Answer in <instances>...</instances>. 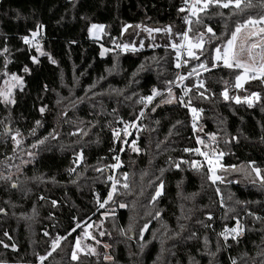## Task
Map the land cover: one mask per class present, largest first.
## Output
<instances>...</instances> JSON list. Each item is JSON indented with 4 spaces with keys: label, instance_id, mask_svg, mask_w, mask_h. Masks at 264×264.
<instances>
[{
    "label": "trees",
    "instance_id": "16d2710c",
    "mask_svg": "<svg viewBox=\"0 0 264 264\" xmlns=\"http://www.w3.org/2000/svg\"><path fill=\"white\" fill-rule=\"evenodd\" d=\"M183 2L0 0V50L8 49L7 53L0 51V86L8 78L5 72L23 77L22 87L13 91L15 103L0 100V174L11 176L10 180L0 179V208L4 209L0 212V261L36 264L45 256L40 264H229L232 257L237 264H259L262 257L257 253L264 249V186L228 183L233 178L213 183L203 164L200 169L188 163L179 168L173 165V161L200 162L198 153L183 151L199 147L210 153L213 149L223 152L222 165H250L253 161L264 169V79L248 80L244 85L242 95L262 91L252 106L224 100L221 93L233 85L239 70L221 63L212 68L208 63L209 51L218 42L224 43L223 37L230 36L241 20L231 14V8L213 5L189 25L193 41L206 33V25L215 32L211 42V33L204 35L203 54L195 50L210 69L204 72V97L192 79L185 83L192 105L202 109L196 139L202 138L204 144L196 143L188 113L179 103H160L167 94L146 110L144 126L130 135L129 141H137L139 152L132 151L129 144L118 151L123 140L113 139L114 130L120 132L138 116L141 96L154 87L163 90L167 81H174L175 53L168 46L177 43L184 30ZM252 3L249 15L264 14V0ZM197 18L201 23H196ZM93 23L105 26L100 43L108 51L102 57L99 43L88 38ZM38 25L42 27L32 38ZM167 26H171V38L163 31L151 42L146 40L143 49L121 51L116 47L135 44L143 36L140 27ZM26 35L33 39L32 45L24 44ZM35 43L48 55L37 52ZM32 56L37 57V63L32 62ZM185 60L183 72L198 68L195 59ZM25 66L29 73L23 71ZM45 105L42 114L39 109ZM17 133L19 145L12 139ZM208 134H215V142ZM44 137L48 139L43 144L33 147ZM81 150L84 159L73 163L74 153ZM117 155L122 162L116 173L119 194L114 196L115 203L99 209L96 197L106 196L112 173L109 167ZM70 168L75 172L70 173ZM122 173L128 174L127 189L122 187ZM158 177L164 182L163 192L152 201ZM13 182L17 187L11 186ZM121 203L126 206L119 207ZM209 213L212 220L207 219ZM233 217L240 220L244 232L226 249L218 232L233 224ZM89 222L94 240L84 234ZM145 224L148 228L141 237ZM101 231L106 235L101 236ZM57 236L66 239L53 250L51 241ZM77 237L81 250L73 260ZM105 244L110 247L106 249ZM105 255L113 260H105Z\"/></svg>",
    "mask_w": 264,
    "mask_h": 264
},
{
    "label": "snow or ice",
    "instance_id": "6c2138e0",
    "mask_svg": "<svg viewBox=\"0 0 264 264\" xmlns=\"http://www.w3.org/2000/svg\"><path fill=\"white\" fill-rule=\"evenodd\" d=\"M185 3H188V0H185ZM217 6L220 8H231L232 9V13L233 15L236 16H240L241 20H238L234 26V29L231 30V34L230 36H226L223 37V40L225 41L224 43H217L215 48L213 50L209 51V60L208 63L211 64L212 68L217 67V62H221L223 63V65L229 69H236L239 70V74L235 76V87L236 88H241L243 86V83L245 81L248 80H253V79H264V14L259 15L258 17H253L252 15H249L247 12V9L252 8L254 5L252 3V0H191V5L188 9V11L191 13V16H196L198 17V13L201 12H206L207 9H209L211 6ZM262 6H264V4H262ZM181 12L185 11L184 8L180 9ZM247 17V18H243V17ZM185 23L191 25L192 21L189 19V17H185ZM196 23H201V21L199 20V18H197ZM42 27L40 25L37 26V31H32L31 33V37L35 38L38 35V30L39 28ZM128 27V26H125ZM139 27V26H137ZM206 27V33H211V36L209 37V42H211L212 37H215V32L213 31V28L210 26H205ZM105 28L104 25L102 24H91L90 27L88 28V33L90 36H98L99 33H101L103 31V29ZM95 30V31H94ZM146 32H160V31H165L166 33L169 34V37L171 38V33H172V29L171 26H167L165 29H160V28H156V29H148L145 28L144 29ZM191 31V27H189L188 30L184 31L182 33L183 36V41L181 42L180 45H177L176 43H172L170 45L171 48L176 50V57H181L182 52L181 49L186 48L187 50V56L190 58H193L197 61L198 67L203 69L204 71H209V67L208 64L201 62L199 56L196 54L195 51H193L194 49L197 50H201V54H203L202 49L204 46V35L206 33H200L199 36L197 37V40L194 42L190 36H189V32ZM253 37H258L259 39V43H255L253 42L252 38ZM22 40L24 42V44L26 45H32L33 44V39H31L29 36H23ZM140 46L143 47V42H140ZM117 48H121L125 51L129 50L130 45L129 44H117L116 45ZM35 48L37 52H40L41 55H48L47 53H44L41 51V47L39 43H35ZM259 48L260 51L259 53H257L256 55L259 56V62H257L256 60V55H254V49ZM131 50L132 51H136L137 49L134 46H131ZM3 51L4 53H7L8 49L7 47H5L4 49L0 50ZM108 51V49H104L103 47L101 48L100 51V55L104 56L105 53ZM214 52V54H213ZM247 56L248 59H244V57ZM49 60L51 61V63L55 64L56 61L55 59H53L50 55H49ZM31 60L33 63H37V57L32 56ZM188 61L184 60V64H187ZM5 64H7V60H5ZM176 68H181L182 64L180 63L179 59L177 60L176 64H175ZM141 70L143 69V65L140 66ZM23 71L25 73H29L30 69L25 66L23 68ZM193 71H195V69H193ZM192 73H189L188 75H191ZM133 75H135V73H133ZM197 75H199L197 73ZM5 77H8L4 80V83L2 86H0V100L4 101L5 103H15V100L13 98V91L15 88L17 87H22L23 85V77L17 75L16 73H11L9 75V73L5 72L4 73ZM178 80L183 81L186 79V77L184 75H180L177 74L176 77ZM101 79H103V77H101ZM166 84L168 85L166 91H167V99H161L160 103H172L174 100L181 104L182 106L188 108L192 114L193 117V130H196V119L198 117L199 112L202 111V109H197L195 107H193L191 105V99L188 98L187 103H185V97L188 96V93L190 91V89H188L187 87L184 88L183 90V95H181L180 97H176L173 93L171 84L172 81H167ZM45 89L47 88V86H44ZM92 87V86H90ZM200 89H204V91H200ZM197 91L198 94L201 97H204V92L207 91V89L205 88L204 82L200 81L199 85L197 87ZM161 95L160 90L156 89L155 87L151 90V94L147 95V96H141L140 97V101L144 103L145 107H147L149 104H152L154 99L158 96ZM221 95L223 96V98L225 100H229L230 96H229V92L227 87H225V89L223 90V92L221 93ZM79 99H83V98H79ZM231 99H235L236 103H240L241 102V97L240 96H235V97H231ZM260 99V95L257 92H253L251 93L250 96H245L243 97L244 102H246L249 106H252V104L254 103V101H257ZM57 103L59 104L60 101L58 100ZM159 105H157L158 107ZM46 105L42 106L39 111L43 114L45 109H46ZM155 107L152 108V111H155ZM115 111V109L113 110ZM143 110H141L140 116H136L134 117V120H140L141 117L143 116ZM123 123V121H121ZM177 124L181 123V121H177ZM35 124L37 126H39L41 124L40 120H37L35 122ZM138 128L139 125H137L136 123L130 121L128 123L125 124L124 128L121 129L120 132L117 131H113V139L116 140H123L125 144H127V140H125L124 138L127 137L128 135H130L128 128ZM35 131V129H33V132ZM78 131H82L80 129H78ZM122 133V134H121ZM75 133H73L74 135ZM84 135H87L86 132L83 133ZM19 135V133H17L16 135L12 136L13 141L19 145L20 140L17 138ZM54 135V133H50L49 136ZM209 137L215 142V134H208ZM48 137H44L41 140H37L36 144L33 145V147H36L37 145L43 144L45 140H47ZM196 143L197 144H204V140L200 137H197L196 139ZM159 146V145H158ZM131 150L134 152H139L140 149L137 145V141L135 139L132 140L131 142ZM110 151H112V149H110ZM118 151H124V148H118ZM183 151L185 152H189V153H198L199 156L204 158V161L207 162V172L209 173L208 175V179L211 180L213 183H215L216 181L221 180V176L216 174V170L218 168H222L223 165L220 163V159L221 157L224 155L223 152H216L215 149L212 150V153L208 152V151H202L201 148L196 147V148H184ZM29 155H32V153H29ZM76 159H74L73 163L75 164H79L83 159V150H81L80 153H74ZM115 159V163L111 165V167L113 169L121 167L122 162L120 161V157L117 155L114 157ZM181 163H188L190 165L191 168L193 169H200L201 167H203V165L198 162L197 160H191V161H180V162H176L173 161V165L176 168H179ZM250 165H252L251 171L255 173L256 177H258L260 179L261 185L264 186V175H262L261 169L255 166V162L250 161L249 162ZM235 170V166H230ZM96 171H101V169H96ZM161 174H163L164 169H161ZM69 172H75V169L70 168ZM123 177H124V183L122 184V187L127 189L129 188V184L127 183V173H122ZM0 179H11V176H3V174H0ZM158 180V184L155 188V193L154 195H152L151 200L152 201H156L157 198L159 196L162 195L163 192V180L160 179L159 177L157 178ZM108 181L111 182V188L110 190H107L106 192V196L103 197H96V202L99 205L100 209H104L106 205H108L110 202L111 203H115L114 200V196L119 194V189H118V185L120 184V181L117 180L116 178H114L113 176L109 175L108 176ZM73 183H75V181H73ZM151 183V182H150ZM253 183H255V181H253ZM13 188L17 187L16 183H12L11 185ZM217 191H219L217 189ZM43 198V197H42ZM53 206H56L57 201L53 200L52 202ZM221 204H223V201L221 200ZM126 205L121 203L119 205V207L123 208ZM4 209L0 208V212H3ZM105 215H108V213L106 212ZM114 215V214H113ZM160 215L159 212L156 213V216L158 217ZM249 215H255L254 213H249ZM258 218V217H257ZM75 219V218H74ZM207 219L208 220H212V215L209 213L207 215ZM233 219H235V225L231 228H228L227 226L224 227V229L218 234L220 236L223 237L224 241L227 242L229 240V237H231L232 240L237 241L238 242V238L243 234L244 232V228L241 225V222L239 219H237L236 217H233ZM206 226H210V225H206ZM76 227H80V223L76 224ZM88 227H91V225H89ZM148 228V224H145L143 226V228L140 230L141 233V237L143 236V232L144 230H146ZM75 231V228L72 230ZM123 231V230H122ZM71 234V233H70ZM85 236H91V233L88 232L87 230H85ZM5 236L8 235L7 232L4 233ZM45 236H48V233L45 232L44 233ZM101 236L106 235L105 232L101 231L100 232ZM195 235V234H193ZM93 239H95V237H91ZM66 239V237H62V236H57L54 239H52L51 241V247L54 250L55 248H57L61 242V240ZM207 242V241H206ZM0 243H3V241H0ZM97 243H100V241H97ZM8 245H5V247H7ZM13 248H15L16 246L13 244L12 245ZM105 248H109L110 245L105 244L104 245ZM141 247H143V245H141ZM80 237L76 238V242H75V247L72 249V259L76 260L77 259V251H80ZM219 250V249H218ZM93 253L95 252V249L91 250ZM49 255L51 253H48ZM246 255V254H245ZM258 256H261L262 259L260 260L259 264H264V249H262L260 252L257 253ZM105 260H109L112 261L113 258L109 255H105ZM45 259V256H40L39 260L43 261ZM231 260V264H237V261L235 258L230 257ZM0 264H3L2 261H0ZM113 264H115V262L113 261ZM255 264V262H254Z\"/></svg>",
    "mask_w": 264,
    "mask_h": 264
},
{
    "label": "built area",
    "instance_id": "2783aa9c",
    "mask_svg": "<svg viewBox=\"0 0 264 264\" xmlns=\"http://www.w3.org/2000/svg\"><path fill=\"white\" fill-rule=\"evenodd\" d=\"M190 5H191V0H188V3H187V4L185 3V0H184V2H183V8L185 9V11H184V16H183L184 30L179 34V36H180V40L176 43L177 45H180V44H181V42L183 41L182 33H183L184 31L188 30V27H189V24L185 23V17H186V16L189 17V19H190L191 21L194 20V19L196 18V16H191V13L188 11ZM143 32L146 34V31L143 30ZM114 39H115V37H114ZM145 39H146L145 36L140 37V38L136 41L135 44H131V45H130L129 50H127V51H132V50H131V46H134L137 50H139V49H143V48L145 47ZM140 42H143V47L140 46ZM194 42H195V41H194ZM171 44H172V43H171ZM171 44H170V45H171ZM170 45H169L168 47H169L170 49H172V50L174 51V53H175V64H176L177 60L179 59L180 63L182 64V67H183V65H184V60L188 57V56H187V50H186V48L181 49L182 55H181V57L178 58V57H176V50L173 49V48H171ZM117 49H119V50H121V51H125V50H123V49H121V48H117ZM195 50H196V49H194L193 51H195ZM182 67L179 68V69L177 68L176 77H177V74H180V75H184V76L186 77V79L183 80V81H180V80H178V79L175 77L174 81H173L172 84H171V87H172V90H173L174 95L176 96V94H177L176 97H180L181 95H183V90H184V88H185V83H186L189 79H192V83H193L194 85H196V86L199 85V82H200V81H203V82H204V85L206 86V77H205V75H204V72H205V71H204L203 69H201V68L198 67L197 69H195V71H191V72L185 73V72L182 71ZM189 73H192V74H191V75H188ZM197 73H198L199 75H197ZM166 89H167V88H165V89H163V90H160L161 95L158 96V97H156V98L154 99L153 103H152V104H149L147 107H145L144 103L142 102V108L139 110V112H138V116H140L141 110H143V113H145L146 110H147L149 107H151V106H152V105H153V104H154V103H155V102H156L161 96H163L164 94H167ZM176 89H177V91H178L177 93H175V90H176ZM150 94H151V93H148V94H146V95H144V96H147V95H150ZM167 98H168V97H167ZM187 100H188V97H185V103H187ZM174 101H175V100H174ZM191 105H192V103H191ZM180 106H181L182 108H184V109L187 111V113H188L190 130H191V132H192L193 137H194L195 140H196V130H193V127H192V124H193V117H192V114H191V112H190V110H189L188 108L182 106L181 104H180ZM192 106H193V105H192ZM193 107H194V106H193ZM200 114H201V112H199L198 117H197V119H196V125H197V122H198V120H199V118H200ZM143 117H144V114H143V116L141 117L140 120H133L132 122H134V123H136L137 125H139L138 128H142V127L144 126V123H143ZM138 128H131V127H130V133H132L133 131H135V129H138ZM196 129H197V127H196ZM199 161H200L201 164H203V165L207 168V162L204 161V158H203V157H201ZM234 225H235V222H234L233 224L227 226V227H228V228H231V227H233ZM224 227H225V226H224ZM224 227L221 228V229L219 230L218 234L224 229ZM218 236H219V238L224 242V244H225V246H226V249H228V248H229V242L232 241L231 237H229V240H228L227 242H225L222 236H220V235H218ZM229 264H231L230 257H229Z\"/></svg>",
    "mask_w": 264,
    "mask_h": 264
},
{
    "label": "rangeland",
    "instance_id": "374dc122",
    "mask_svg": "<svg viewBox=\"0 0 264 264\" xmlns=\"http://www.w3.org/2000/svg\"><path fill=\"white\" fill-rule=\"evenodd\" d=\"M93 24H100V23H93ZM89 27H90V26H89ZM145 28H147V27H140L138 30H139V32H141V33L143 34V36H145V38H146L145 41L148 40V41L151 42V41L153 40V38H154V35H155L157 32H151V33H150V32H146V34H145V33L143 32V30H144ZM94 31H95V30H94ZM144 31H145V30H144ZM160 32H163V31H160ZM102 35H103V31H102L101 33H99L98 36H90L89 33H88V38H89L90 40H93V41H96V42L99 43L100 51H101V48H102V47H103L104 49H107L104 45H102V44L100 43V41H101V39H102ZM252 40H253V42H255V43H259V39H258V37H253ZM259 51H260L259 48L254 49V55H256L257 53H259ZM99 53H100V52H99ZM100 56H101V55H100ZM101 57H102V56H101ZM244 59L247 60L248 57L245 56ZM256 60H257V62H259V56H258V55H256ZM217 63H221V65H223L222 61H221V62H217ZM238 74H239V73H238ZM246 82H247V81H245V82L243 83V86H242L241 88H236V87H235V81H234V83H233L232 86L227 87L228 92H229V96H230V99H229V100L235 101V99H231V97L240 96V97H241V101L244 102L243 97H245V96H250V95H251V93H250V94H243V95H242V92H243V90H244V85H245ZM255 92L259 93V95H260V97H261V95H262V91H255ZM252 93H253V92H252ZM223 99H224V98H223ZM224 100H225V99H224ZM257 101H258V100H257ZM257 101H254V103L257 102ZM235 102H236V101H235ZM245 103H246V102H245ZM254 103H253V104H254ZM129 128H130V127H129ZM129 128H128V131H129V133H130ZM130 135H131V133H130ZM130 135H128L127 137L124 138L125 140H127V142H128L127 144H129V145H131V142H132V141H129V139H130ZM125 145H126V144H125L124 141H123L121 147H124ZM220 160H221V159H220ZM230 166H235V170H234L232 167H230ZM251 168H252V166H250V165H248V164H246V163H240V164H236V165H228V166L223 165L222 168H218V169L216 170V174H217V175H220L221 178H222V179L219 180V181H225V180H228V179H230V178H233L232 180H229L228 183H232V182H236V181H238V182H240V183H253V181H255V183H260V184H261L260 179H259L258 177H256V175H255L254 172L251 171ZM109 169L112 170L111 176H113L114 178H116L117 168L113 169V168L111 167V165H110ZM261 172H262V175H264V169H261ZM120 178H121V180H124V177H123L122 174H121ZM110 188H111V182H110V184H109V190H110ZM99 209H100V208H99ZM103 214H104V213H103ZM89 225H91L90 222L85 226V228H86V230H87L88 232H89V229H90V227H88ZM87 237L91 238L92 236H87ZM91 239H93V238H91ZM93 240H94V239H93ZM106 249H107V248H106ZM3 264H28V263H3ZM36 264H40V261H39L38 263H36Z\"/></svg>",
    "mask_w": 264,
    "mask_h": 264
},
{
    "label": "water",
    "instance_id": "95a60500",
    "mask_svg": "<svg viewBox=\"0 0 264 264\" xmlns=\"http://www.w3.org/2000/svg\"><path fill=\"white\" fill-rule=\"evenodd\" d=\"M133 236V235H132Z\"/></svg>",
    "mask_w": 264,
    "mask_h": 264
}]
</instances>
